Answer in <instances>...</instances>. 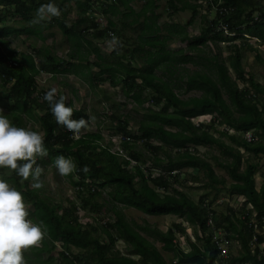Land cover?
<instances>
[{
	"label": "trees",
	"instance_id": "1",
	"mask_svg": "<svg viewBox=\"0 0 264 264\" xmlns=\"http://www.w3.org/2000/svg\"><path fill=\"white\" fill-rule=\"evenodd\" d=\"M132 1L55 0L63 17L54 16L51 23L48 19L36 23V10L47 0H0V109L17 126L25 127L28 121L40 123L48 151L47 154H38L39 165L55 164L53 161L61 153L72 158L76 167L65 176L74 186L77 200L81 202L79 206L77 201H70L67 207L61 202H54L52 198L40 194L38 189L29 188V181L33 179L31 176L25 179L17 175L15 170H12L13 176L4 178L22 192L25 202L33 206L29 212L31 219L43 221L46 228L41 246L28 247L33 255L28 259L29 264H213L217 257L216 248L207 240L206 252L202 253L188 236L183 223H174L167 231H162L149 224L131 223L122 208H119L122 205L152 216L176 215L195 226L196 235L198 227L207 230V215L199 208V202L203 203L206 195L195 202L180 188L184 185L181 182L182 175H190L183 170L194 168L201 171L208 179L203 185L210 187L215 197L225 189L227 183L216 175L212 163L201 157L196 148L191 149V146L218 147L224 160L220 162L217 157L214 160L219 161L218 166L225 169L232 179L227 187L228 193L246 196L259 215L264 216V185L260 191L256 190L255 185L259 164L250 161L251 158H245L241 151L255 157L264 155V81L260 83L253 74L246 72L242 54V50L249 49L256 52L258 60H262L245 35L264 43V0H213L209 8L219 5L226 11L219 12L211 21L206 15L204 27L195 38H190L184 28L173 26L171 36L184 34L181 40L189 41V49L194 52H199L210 41L230 42L231 54L227 63L217 58L210 60L214 63L215 75L195 72L187 77V90L202 92L200 97L188 100L176 95L171 77L165 79L158 76L156 71L164 68L173 75L177 64L195 62L194 57L184 54L182 50L175 52L167 48L171 36L163 38L160 34L159 16L147 15L148 10L157 8V0H146L140 12H135L129 6ZM181 1L184 2H168L174 13L189 8V4L178 7L177 3ZM71 2L76 6L78 18L74 23L67 24L72 11L68 9ZM120 6L131 13L119 11ZM100 14L107 18L105 27L98 21ZM119 14L120 19H112V16ZM130 15L133 16L132 20H129ZM10 19L21 26L6 24L1 27ZM220 22L237 35L229 37L223 31H218ZM55 24L72 44L73 54L69 60L56 56L44 47L36 52L38 57H43L40 68H37L34 56L11 48L4 39L12 34H35L34 26L41 30ZM127 28L139 30L135 40L127 37ZM95 40L115 42L117 47L110 54L112 59L109 56L111 61L101 54ZM91 55L97 57L93 65L99 69V73L89 76L92 87L95 82L102 83L108 79L112 86L122 84L125 95L138 107L149 104L143 108L146 113L139 122L137 133L131 132L129 118L119 112L106 116L109 125L105 128L132 139L133 142L123 141L120 145L128 156L113 153L112 143L103 144L102 131L74 138L73 130L57 123L49 102L44 99L45 91L38 90L36 77L40 71L53 74L52 78L55 79V74L74 71L79 67L88 68L91 64L88 56ZM80 61H86V65ZM136 61H144L148 67H135ZM231 72L235 74L234 79ZM75 73L78 74L77 71ZM102 75L108 76L104 79ZM239 83L244 86L240 87ZM224 94H227L228 102ZM104 100L112 99L106 95ZM65 102L73 107V118L84 117L88 123L90 116L85 109L78 110L72 101L65 99ZM204 115L213 117L208 123L201 122L199 125L192 121L193 117ZM248 131H254L259 140L247 142L243 134ZM214 133H219V137H215ZM223 137L230 144H226ZM140 145L152 159L153 167L149 170L143 168L146 157L142 150L134 149ZM154 169H160L159 173L154 174ZM7 170L0 168V175ZM189 177L190 181H200L199 175ZM107 188L109 201L103 202V191ZM107 204L115 217L114 221L101 218V212ZM80 212H85V215L81 217ZM84 218H92L93 221L83 223ZM221 221H226L229 227L237 231L230 217L223 215ZM179 236L186 237L189 251L179 244ZM240 237L244 255L234 260L256 261L248 247L250 232ZM119 240L128 245L127 256L116 250ZM156 242L162 243L164 251L172 253L177 262L167 263L155 246ZM57 244H60V250ZM56 250L58 255L54 256L52 253ZM45 253L49 254L46 259L42 258Z\"/></svg>",
	"mask_w": 264,
	"mask_h": 264
},
{
	"label": "rangeland",
	"instance_id": "2",
	"mask_svg": "<svg viewBox=\"0 0 264 264\" xmlns=\"http://www.w3.org/2000/svg\"><path fill=\"white\" fill-rule=\"evenodd\" d=\"M167 2V1H166ZM141 2L135 3V6L137 10L140 9ZM164 8V7H163ZM161 10L162 14V21L160 23L162 30L160 34L162 36L168 35L165 30V26H171L174 24H181L186 29V33L189 34L190 38H194L200 35V32L202 28L204 27L203 23L196 18L194 22H189L191 20V11L186 10L181 13L175 14L173 12V9L169 7L168 4H165V8ZM73 10H75L73 8ZM77 10L74 11L72 14V17L76 16ZM202 14L208 15L211 19L215 14L213 12L212 15L209 13L207 6L204 4V8L201 11ZM212 16V17H211ZM100 17V18H99ZM98 21L103 22V27L106 26L107 18L104 15H99ZM118 19H120V14L117 16ZM116 20V18H114ZM129 20H132V16L129 17ZM143 18L141 19V21ZM38 23V22H36ZM15 26L19 27L20 24L14 23L12 19L8 20V22H4L1 24L2 26ZM29 25V24H28ZM37 25V24H35ZM33 26V25H29ZM36 27V26H34ZM35 34L29 35V34H20L15 35L12 34L7 38H4L6 40V43L9 44L11 48H16L19 51L31 54L34 56V58L37 59V63H41L42 59H39L35 55L34 49H40V48H48L51 52H54L56 56L63 58L65 60L70 59V55L73 53V47H71L68 42L65 40V38L62 36L60 29L56 26L53 28H40L34 29ZM37 32V33H36ZM125 32L133 37V40L136 39V36L139 32V30H133L130 28H127ZM44 37L45 39H42ZM190 40V39H189ZM167 48L171 51H179L182 50L184 54L190 55L194 57L195 62H186V63H180L175 66L173 69L175 73L171 75L170 73H167L166 69L161 68L156 71L158 76L164 77L165 79H169V77L173 80V86L175 89L176 95L182 100H188L192 97H200L202 95V92L196 91V90H187L186 83H187V77L194 74L195 72L198 73H204L209 75H215V67L214 63L211 62V59L217 58L220 61L227 63V58L231 54V51L229 49V44H224L221 42H214L210 41L208 45H205L201 47L199 52H194L189 49V41H182L181 36L177 35L176 37L171 36V39L168 40ZM239 43V41H237ZM95 43L100 46L101 54L106 58H111V53L113 50L117 47L115 45L114 41H107V40H95ZM260 42H256L252 39H250V44L253 48L257 49V52L260 55V58L264 60V44H259ZM244 57H243V64L245 67V70L249 74H253L255 78L263 82L264 81V62L262 60H258L256 58V52L250 51L249 49L242 50ZM37 54V53H36ZM43 58V57H42ZM110 58L108 59L109 61ZM89 62L91 63L88 65V68L86 67H79L75 68L74 71H67L64 73L55 74V79H53L50 74L47 72L46 74H39L37 76V83H38V90L42 89L45 92L50 90L51 88L56 89L55 95L60 97L64 96L66 101H72L75 105V107L79 109H85L87 113L90 116V119L86 126L82 127L80 130L76 131L75 138L78 139L82 135L86 133H97L99 131H102L103 135V141L102 143L105 145H111L112 143V152H118L120 149L118 145L119 137L120 135L114 134L113 131H109L107 128L109 125V118L106 116L108 114H111L112 112H119L124 117H128L130 121V129L131 132H138V125L139 122H141L144 119L145 116V110L143 108H147L149 104H146L143 106V108L138 107L131 98H128L125 93L122 84L119 86H112L111 82L106 79L104 82H95V85L92 87L91 82L89 80V76H94L95 74L99 73V69L93 65L94 62H97V57L94 55L88 56ZM112 59V58H111ZM83 65H86V61H80ZM135 67H142L145 66L147 68L148 66L145 64L144 61H136ZM78 72L76 74L75 72ZM82 72H86L87 75L80 76ZM52 75V74H51ZM108 75H102V78H107ZM231 76L234 79L235 74L231 72ZM181 77V78H180ZM1 85V83H0ZM240 86H244V84L239 83ZM106 95L111 96V101H105L104 97ZM224 98L228 100L227 94H224ZM212 116L210 115H204L200 117H193L192 121L194 123L197 122H204L208 123L211 120ZM197 125V124H196ZM31 129H35L38 131H41L43 134V131L41 129L39 122L34 121H28L26 123V126ZM224 129V128H222ZM216 137H219V133H215ZM111 141V142H110ZM223 141L226 144H230V141L223 137ZM159 144V142H155V144ZM142 146H137L134 148L135 150H142V153L146 157L144 160L143 168H146V170H149L151 167H153L152 159L149 157V153L147 151H143ZM199 154L205 155L206 159L209 160L213 167L216 175H218L220 178H225L228 182L231 181L229 178V175L227 174L226 170L218 166V162L223 161L224 158L221 156V152L218 147H209V148H203L202 146L198 149ZM245 158H251L250 161L258 163L259 164V172L256 175V185L258 188L264 184V155H261L259 157H255L250 155L249 153L242 151ZM121 154V153H119ZM123 156H126V152L122 153ZM214 157L218 158V162L214 160ZM45 158L48 160V156L45 155ZM42 172L39 177V181L41 182V187L37 188L34 187L35 181L30 183V189H38L40 194L46 195L54 202H61L63 206L67 207L70 205V201H77L78 205H81V202L77 200V191H75L74 186L71 185L69 180L65 175H62L58 172L56 165L53 163H49L46 166H41ZM160 169L153 170L154 174H158ZM183 171H187L190 173L189 176L193 175H199L201 177L202 182L199 183H192L190 182V177L186 174L182 175L181 182H184L183 187L185 193H187L195 202H199L200 198L206 194V192H209V188L205 185H203L206 181V178L204 177V174L196 169H184ZM11 173L10 171H6L4 174L0 175V178H7L10 177ZM188 178V181L185 182V180ZM180 186V185H178ZM227 186L225 189H223L222 192L219 193L218 197L216 198L215 204L218 202V200L223 199H229ZM109 189H105L103 191V198L102 201L106 202L109 201ZM215 192L210 193V198H214ZM163 194V192H161ZM26 204L28 206V211L33 210V206L26 201ZM109 205L105 206V208L102 210L101 215L102 219L110 218L112 221L115 220V217L111 211L108 210ZM217 208V211L221 215L224 214L227 203H221L215 205ZM122 208L123 214L125 215L126 219L130 221L131 223H137L139 225H146L149 224L154 228H158L162 231L168 230L174 223H183L187 227V234L189 235H195V226H192L191 224H188V222L184 218H180L176 215H164V216H152L145 214L137 209L134 208H127L123 207L122 205L119 207ZM95 214V213H94ZM85 215V212H80V216L83 217ZM31 218V214L29 215ZM89 220V221H88ZM83 223L92 222L93 219L84 218ZM87 221V222H86ZM188 235V236H189ZM191 238V236H189ZM104 239V237H103ZM181 242V245L183 248L188 251L189 246L187 243V240L184 237L178 238ZM34 246H41L40 242L37 245ZM156 246L158 248H161V245L159 243H156ZM57 249L60 250V244H57ZM58 250L54 251L52 254L54 256L58 255ZM116 250L121 252L122 255H126L129 253L128 245L124 242L119 240L116 244ZM28 248L24 249V257L27 261V264H29L30 258L33 257L32 253L29 252ZM164 256L166 255L167 258H169V255L167 253H164ZM49 254L45 253L42 255V258L46 259L48 258ZM137 258V257H136Z\"/></svg>",
	"mask_w": 264,
	"mask_h": 264
},
{
	"label": "clouds",
	"instance_id": "3",
	"mask_svg": "<svg viewBox=\"0 0 264 264\" xmlns=\"http://www.w3.org/2000/svg\"><path fill=\"white\" fill-rule=\"evenodd\" d=\"M36 11L38 17L36 22L51 19L52 16L60 14L59 6L55 0H47ZM35 55L37 56L36 53ZM38 58L42 59V63L43 58ZM34 59L37 63V59ZM41 63L36 64L37 68H40ZM43 73L47 72L40 71L39 74ZM50 76L53 77V74ZM55 93L56 89L51 88L45 92L44 99L49 102L57 123L73 130L75 136L77 130L86 126V119L84 117L73 118V107L66 104L64 96L57 98ZM117 137L120 140L116 146L121 148L122 135ZM44 140L45 137L41 131L15 125L0 109V168L9 169L7 171H10L11 176L14 175L12 170L25 179L31 176L33 179H30L29 186L31 182L35 181L34 187L37 188L42 186L39 177L43 170L37 163L38 154H47L48 151ZM111 141L114 143L113 139ZM123 151L127 153V151ZM126 155L128 156V153ZM53 162L62 175L72 172L76 167L72 158L66 157L62 153ZM45 235L46 228L43 221L36 222L29 217L28 206L22 192L10 181L0 178V264H27L24 249L37 245Z\"/></svg>",
	"mask_w": 264,
	"mask_h": 264
},
{
	"label": "built area",
	"instance_id": "4",
	"mask_svg": "<svg viewBox=\"0 0 264 264\" xmlns=\"http://www.w3.org/2000/svg\"><path fill=\"white\" fill-rule=\"evenodd\" d=\"M206 1L212 2L213 0ZM215 11L217 14L219 12L224 13L226 9L217 6ZM255 19L258 20V17L256 16ZM100 22L103 26V22ZM217 30L223 31L225 36L231 37L237 35L235 32L230 31L223 22H220ZM110 36H113V34L110 33ZM245 36L256 42H260L257 38ZM200 123L201 122H197L195 124L199 125ZM243 137L249 143L259 140L254 131L244 133ZM121 139V142H132V139L128 136H122ZM118 152L123 153L124 151L120 148ZM228 195L229 199L218 200L216 204H210L208 201L200 204V209L207 215V230L203 231L198 227L197 235H189L191 236L192 242L202 253H205L206 241L210 240V243L217 250V257L213 264H264V262H262L264 261V216L259 215L254 205L248 202L245 196L235 194ZM221 203H227V208L229 207V209L225 211L224 215L230 217L237 231L229 227L226 221H221L223 215H220L215 207V205ZM247 232H250V239L248 241L249 251L256 257V261H235L234 258H242L244 255L240 234L246 235ZM171 259L173 262H177L173 256L170 260Z\"/></svg>",
	"mask_w": 264,
	"mask_h": 264
},
{
	"label": "crops",
	"instance_id": "5",
	"mask_svg": "<svg viewBox=\"0 0 264 264\" xmlns=\"http://www.w3.org/2000/svg\"><path fill=\"white\" fill-rule=\"evenodd\" d=\"M167 1V2H166ZM170 0H157L156 1V6H157V8H155L154 10H148L147 11V15H151L152 16V14H156V15H158L159 17H158V19H157V21H158V25L160 26V29L162 30V27H161V25H160V23H161V21L163 20L162 19V14H161V10H162V8L164 7L165 8V4H168V2H169ZM184 2H178L177 3V6L178 7H183V6H185L186 4H189V8H185V9H183L184 11H186V10H189V11H191V20L189 21V22H194L195 21V19L197 18L198 20H199V18H200V21L203 23V20H204V17L206 16V15H204V14H202L201 13V11H202V9L204 8V4H205V6H207V8H208V11H209V13H211V12H213L214 14H215V16H211L212 18L210 19L209 18V16L207 15V19H209L210 21L211 20H214L216 17H217V13H216V11H215V8L217 7V6H219V5H213V7L212 8H209V5L211 4V2H209V1H206V0H183ZM139 2H141L142 4H140L141 5V7H140V9L139 10H137V9H135L136 8V6H135V3H139ZM147 1L146 0H133L130 4H129V6L135 11V12H140L143 8H144V5H145V3H146ZM185 2H187V3H185ZM72 3V2H71ZM69 4V7H68V9H71L72 11H71V13L69 14V16H68V20L66 21V23L67 24H72V23H74L75 22V20L78 18V11H77V13L75 14L76 16H74V17H72V14L74 13V11L76 10V6L74 5V3H72V4ZM218 4H221V2H219ZM73 8L75 9V10H73ZM163 8V9H164ZM119 11H123V12H128V13H131L130 11H129V9H125V7H121L120 6V9H119ZM184 11H179V12H177V13H181V12H184ZM177 13H175V14H177ZM101 15V14H100ZM211 15H212V13H211ZM121 16V15H120ZM131 16V15H130ZM144 16V15H143ZM146 16V15H145ZM54 16H52L51 17V19H48V21L50 20V23H51V20H52V18H53ZM57 17H59V18H62L63 17V15H62V13H60L59 15H57ZM133 17V16H132ZM100 18V17H99ZM114 18H116V20H118V17L117 16H112V19H114ZM115 20V21H116ZM55 22V21H54ZM54 26H56V27H58V25L57 24H55V25H50V27H46V28H53ZM173 26H177L178 27V29H181V28H184V26L183 25H181V24H174V25H171V26H165V30H166V33H168V35H164V37L163 38H166V37H170L171 36V33H170V30L173 28ZM85 28V26H82L81 28ZM34 28H36L37 30H38V26H36V27H34ZM44 28V27H43ZM59 28V27H58ZM185 29V28H184ZM34 31V30H33ZM61 32V31H60ZM185 33H186V29H185ZM61 34H62V32H61ZM29 35H33V34H29ZM177 35H180L181 37L184 35V34H181V33H176V34H174L173 36L174 37H176ZM189 35V34H188ZM62 36L64 37V35L62 34ZM127 37H129V38H131L132 39V41H133V37H131V36H129L128 34H127ZM190 37V36H189ZM65 38V40L68 42V44L72 47V44L68 41V39L66 38V37H64ZM195 38V37H194ZM255 38V37H254ZM170 39H171V37H170ZM169 42V41H168ZM168 42H167V44H168ZM221 43H224V44H229L230 45V42H221ZM259 44H264V43H259ZM126 47H128V46H126ZM39 50V49H38ZM37 52V49L35 50V53ZM73 54V53H72ZM242 54H243V51H242ZM38 56V55H37ZM243 57H244V54H243ZM220 62H223V61H220ZM226 63V62H225ZM244 65V64H243ZM70 71V70H69ZM82 74H83V72H82ZM85 75H87V74H85ZM85 75H82V76H85ZM81 76V75H80ZM257 80V79H256ZM258 81V80H257ZM258 82H260V81H258ZM260 83H262V82H260ZM240 87H243V86H240ZM225 99V98H224ZM226 100V99H225ZM227 101V100H226ZM228 102V101H227ZM210 116H212L213 117V115H210ZM224 128V127H223ZM213 132V131H212ZM230 132L231 133H236V131H234V130H230ZM237 134H239V133H237ZM214 136H215V133L213 134ZM216 137V136H215ZM201 147V146H200ZM203 148H209L208 146H202ZM199 149V147H194V146H191V149ZM241 151H243V150H241ZM243 153V152H242ZM200 156L201 157H203V158H205L206 156L205 155H202V154H200ZM192 170L194 169V168H191ZM197 170V169H196ZM244 170V166H242V168H241V171H243ZM199 171V170H198ZM258 172H259V167H258V171H257V174H258ZM256 174V175H257ZM256 175H255V181H256ZM200 178V181L199 182H202V180H201V177H199ZM206 178V177H205ZM230 178V177H229ZM225 179V178H224ZM208 179L206 178V181H207ZM226 180V179H225ZM230 180L231 181H227L226 180V183H227V185L229 186L231 183H232V179L230 178ZM206 181H205V183H206ZM190 182H192V183H197V182H195V181H190ZM198 182V183H199ZM203 183V182H202ZM204 183V184H205ZM256 185V184H255ZM264 184H262V186H263ZM206 186V185H205ZM227 186V187H228ZM262 186L260 187V188H258L257 187V185H256V190L257 191H260L261 190V188H262ZM209 188V192H206V194H204V195H206V198H205V201L204 202H206V201H208L209 203L211 202V200H213V199H215L212 203H210V204H215V201H216V198L218 197V195H219V193L217 194V197H214V198H210V193H212L213 191H212V189L210 188V187H208ZM229 194V193H228ZM214 195H215V193H214ZM235 195H237V194H235ZM216 196V195H215ZM242 196H244V195H242ZM246 197V196H245ZM246 199H247V197H246ZM248 200V199H247ZM249 202V201H248ZM199 204H202L201 202H199ZM199 208H200V206H199ZM229 209V207L227 208L226 207V210L225 211H227ZM123 211V210H122ZM225 213V212H224ZM221 215H224L223 213L221 214ZM167 231V230H166ZM189 235V234H188ZM240 236H242V234H240ZM150 241H153V239H151L150 237H148V236H146ZM178 238H181V236H179ZM186 238V237H185ZM241 238V237H240ZM122 241V240H121ZM178 241H179V239H178ZM249 241V240H248ZM156 243H159L160 245H161V248L159 249L158 248V246H156ZM155 243V246L157 247V249L160 251V253L162 254V256L165 258V260L167 261V263H170L171 261H173L172 259L170 260V258L173 256L174 257V255L172 254V253H170V252H166V251H164V249H163V244L162 243H160V242H156ZM179 243L181 244V242L179 241ZM242 245V244H241ZM183 247V246H182ZM163 252L164 253H167V255H169V258H167L166 257V255L164 256V254H163ZM135 258L137 257V256H134ZM138 258V257H137Z\"/></svg>",
	"mask_w": 264,
	"mask_h": 264
}]
</instances>
